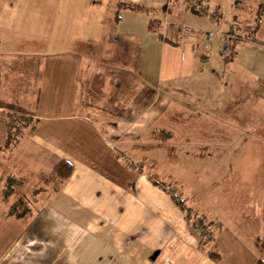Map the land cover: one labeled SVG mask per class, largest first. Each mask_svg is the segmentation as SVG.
<instances>
[{
	"label": "crops",
	"instance_id": "crops-1",
	"mask_svg": "<svg viewBox=\"0 0 264 264\" xmlns=\"http://www.w3.org/2000/svg\"><path fill=\"white\" fill-rule=\"evenodd\" d=\"M32 1L0 0V224L3 221L11 227L10 232L6 227L0 231V264H247L243 255H236L232 238H219L223 224L217 216L193 210L185 201L183 209L159 185L137 171H127L117 152L146 161L145 167L155 174L174 176L161 169L166 140L159 136L172 137L176 132V125L167 118L175 101L206 120L210 113L205 97L216 95L220 102L218 87H232L234 92L230 89L226 100L230 108L236 101V88L240 97L245 84L247 103L256 105L254 95H259L264 111V4L258 6L256 19L246 20V30L239 35L240 25L225 8L215 11L208 5L218 14L212 19L183 0H116L115 22L118 16L125 20L122 31L143 51L145 70L140 78L133 76V65L121 66L120 73L112 74L108 73L114 69L109 59H85L88 72L106 79L107 97L120 91L121 103L115 106L123 114L112 117L107 112L111 105H97L95 100L87 106L80 103L79 59L71 55L63 59L62 52L50 54L47 47L44 51L42 46L37 48L46 40L34 33H42L45 27L33 28L36 8ZM130 4L138 8L131 9ZM40 6L41 15H48L49 0ZM260 17L263 22L253 33L251 26ZM151 22L157 27L151 29ZM179 24L191 27L187 39L181 38ZM208 31L221 35L209 42ZM116 35L121 36L118 23ZM238 65L246 69L243 76L242 69L235 70ZM32 67L43 77L33 109L28 106L31 102L26 105L30 89L25 91L24 85ZM10 81H19L17 92ZM110 82L118 89H112ZM158 83L166 91L159 92L157 99L150 96L147 106L144 98L131 108L124 102L129 94L145 97L148 85ZM9 113L34 121L11 153L2 151ZM61 160L69 162L73 171L67 180H57L52 198L44 194L46 187L41 197L29 201L28 215L6 217L9 202L3 197L4 184L10 176L20 178L15 167L33 173L35 183L42 184L43 178L56 177L54 166ZM205 216L211 223L201 222ZM203 223L214 227L212 241L204 245L196 226ZM258 259L250 256L248 264Z\"/></svg>",
	"mask_w": 264,
	"mask_h": 264
},
{
	"label": "rangeland",
	"instance_id": "rangeland-1",
	"mask_svg": "<svg viewBox=\"0 0 264 264\" xmlns=\"http://www.w3.org/2000/svg\"><path fill=\"white\" fill-rule=\"evenodd\" d=\"M41 1L43 0L32 1L33 8H36L33 11V28L45 27L42 33L40 31L34 33V36H43L46 40L43 44L38 43L37 48L42 46L41 49L44 51L47 47L46 51L50 54L62 52L64 53L63 59H70V55L72 59H79L82 67L79 76L81 87L78 99H81L80 103L87 106L95 100L97 105L103 103L111 105L113 108L107 111L108 114L112 117H120L123 114L122 108L118 109L115 106L121 103L120 91H113L114 96L107 97L104 94V89L107 88L106 79L100 78L99 74L88 72V65L85 61V59H109V65L114 69L108 68V73L112 72V74L120 73L121 66L133 65L136 69L132 73L133 76L138 75L140 78V74L145 70V65L142 64L145 61L143 51L139 45L136 46L132 38L125 36L127 34L122 31L124 26L121 25L125 20L118 16L120 19L117 17L119 21L115 22L117 1L49 0L48 15H41ZM199 1L206 3L212 9L215 8V11H222V8L226 11L230 10L232 18L240 25L241 31H236L239 35L244 33L242 30H246L244 27L246 20L250 22L256 19L258 6L264 4V0ZM28 2L31 3V1ZM149 16H151L150 13ZM117 23L121 36L116 35ZM110 36L116 41L113 39L110 41ZM140 59L143 60L139 62ZM31 60L33 64L35 59L31 58ZM136 61H138L137 64ZM238 66L235 70L242 69L243 76L246 69H243L241 65ZM34 69L32 67L31 71L27 70V78L24 81L25 91L30 89L26 105L31 102L28 105L31 109L34 103L38 102L36 97L39 96H36V92L38 88L41 90L43 78L41 74L39 76L37 72L34 73ZM44 69L43 66L42 72ZM38 80L39 85H37ZM100 80L103 81L104 86L101 85ZM10 82L14 86L12 90L17 92L19 81ZM109 86L112 89H118L114 82H110ZM148 87L145 97L129 94L125 95L124 102L131 108L140 104L144 98L147 106L150 96L157 99L160 93L163 94L166 91L161 88L160 83L153 86L148 85ZM241 87L240 97L238 96L240 88H236L235 96H233L236 101L230 108L226 106V100L231 96L229 91L232 87L229 88L225 84L218 87L221 94L220 102L216 95L205 97L210 113L206 120L197 118L196 113H189L185 106L177 104L176 101L170 107L171 111L167 118L173 126L176 125V132L172 133V137H165L164 134L159 136L166 140L162 145V148L166 150L165 157H162L160 162L161 169L173 173L174 176L155 174L154 171L145 167L146 161L133 160L120 152L117 153L127 171H137L139 176L154 184L157 183L168 195L176 197L177 200L183 198L186 205L193 210H204L210 216H217L223 224L219 238H232L236 243V255H243L248 264L250 256L257 255L258 258H264V123L261 122L262 126H260V121H264V111L263 105L259 102L261 100L259 95L258 97L254 95L257 99L256 105L255 103L249 104L247 103L250 99L247 85L244 84V88L243 85ZM231 91L234 92V89ZM178 96L184 98L181 94ZM220 103H222L221 108H219ZM255 107L259 108L255 110ZM213 108L216 111H212ZM221 116L227 119L222 120ZM204 120L207 122H203L201 127H195V124L200 125V122ZM255 122L258 127H255ZM33 124L28 129L32 128ZM15 171L21 174L20 178H17L18 181L27 186L16 184L13 195L5 198L9 202L6 217H9L12 212V205L23 200L29 202L41 197L42 189L46 187L48 191H43L44 194L52 198L58 187L57 180H61L56 179L58 177L56 174H54L56 177L51 174L43 178L42 184H47L43 186L35 183L34 174L26 169L23 170L16 166ZM35 210L38 209L33 207V211ZM29 213L30 211H26L20 215L15 209L14 214L19 219ZM205 220L211 223L207 216ZM4 227L8 228L7 232H10L11 227L1 221V232ZM200 240L207 243V241H212V238ZM227 246L225 248H228ZM227 252L230 251L227 250Z\"/></svg>",
	"mask_w": 264,
	"mask_h": 264
},
{
	"label": "trees",
	"instance_id": "trees-1",
	"mask_svg": "<svg viewBox=\"0 0 264 264\" xmlns=\"http://www.w3.org/2000/svg\"><path fill=\"white\" fill-rule=\"evenodd\" d=\"M122 7L125 8L127 6H126V4H123ZM129 8L136 9V8H138V6H134V5L130 4ZM118 18H117V20H118ZM260 19H262V18L260 17ZM156 27H157V23H155V24L153 22L150 23L151 29L156 28ZM256 31H257V28L254 29L253 33H255ZM226 61H229V59L228 60L226 59ZM33 122L34 121L32 119H26L25 117H23L22 115H19L17 113H9L8 114V120H7V131H8L7 136L8 137H7V141H6L5 145L2 148V151L10 152V153L14 152L16 150V148L18 147V145L21 143V141L24 139L26 131L28 130V127L30 125L32 126ZM72 171H73L72 165L65 160L59 161L54 166V173L61 180H67L71 176ZM16 184H21V183L13 176L8 177L7 181L4 184V190H3L4 199L10 198L13 195ZM4 191H5V193H4ZM172 198L183 209L186 208L184 200H182V199L177 200L176 197H174V196H172ZM21 203H22V205H21ZM16 204L12 205L13 208L11 209L12 212H10V216L15 213V209H16V211H18V213L20 215L22 214V212L25 213L26 211H31V208L29 206L30 204L27 200H23L22 202L18 203L17 205ZM19 210H20V212H19ZM13 216H16V215L14 214ZM17 216H19V215H17ZM201 222H205V219H201ZM201 243L203 245L205 244V242H201ZM212 255L215 256V254H212ZM216 258L219 259L220 257L217 255ZM256 264H264V258H260L256 262Z\"/></svg>",
	"mask_w": 264,
	"mask_h": 264
},
{
	"label": "built area",
	"instance_id": "built-area-1",
	"mask_svg": "<svg viewBox=\"0 0 264 264\" xmlns=\"http://www.w3.org/2000/svg\"><path fill=\"white\" fill-rule=\"evenodd\" d=\"M169 1H173V0H169ZM183 1H186L191 8L198 9L202 13L209 15L210 17H212V19L218 18V14L214 13V12L212 13L210 8L208 7V5H206L205 3L201 2V1H193V0H190V1L189 0H183ZM262 22H263L262 19L257 20L255 23H253L251 28L253 30L258 28L262 24ZM178 27L180 28V31H181V38L187 39L191 33V30H192L191 27L186 25V24H179ZM220 35L221 34L216 32V31L206 32V38L209 42L214 41L215 39L219 38ZM197 233H198L200 239L209 240V239L213 238V236H214V228L210 224H208V225L203 224L200 227H198Z\"/></svg>",
	"mask_w": 264,
	"mask_h": 264
}]
</instances>
